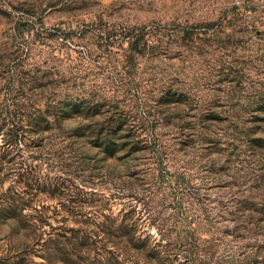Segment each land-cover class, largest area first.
Instances as JSON below:
<instances>
[{"label":"rangeland","instance_id":"1","mask_svg":"<svg viewBox=\"0 0 264 264\" xmlns=\"http://www.w3.org/2000/svg\"><path fill=\"white\" fill-rule=\"evenodd\" d=\"M8 130L35 236L125 221L173 264H264V0H0Z\"/></svg>","mask_w":264,"mask_h":264},{"label":"trees","instance_id":"2","mask_svg":"<svg viewBox=\"0 0 264 264\" xmlns=\"http://www.w3.org/2000/svg\"><path fill=\"white\" fill-rule=\"evenodd\" d=\"M6 135L0 148L10 152L13 148V152L19 151L15 149L20 142L17 133L8 130ZM6 165L7 161L0 157V175L2 171L9 170L10 167ZM18 179L23 186L0 190V224L14 222L16 236L23 237L26 242L14 244L5 253H0V264H138L140 256L144 264H173L167 242L163 245L158 239H150L149 236L142 238L134 232L132 224L125 221L120 225H116L113 220L108 225L101 224L102 236L79 234L72 228L48 233L46 239H42L41 234L35 236L31 229L40 227L44 222L43 213L39 211L38 214L34 208L35 215L25 211L31 206L29 191L38 192L39 183L37 178L30 179L24 173H19ZM42 187L43 192L51 196L58 189L53 182H43ZM34 246L38 247L39 262L34 260V254L31 255L36 251ZM183 264L197 263L196 260L186 259Z\"/></svg>","mask_w":264,"mask_h":264}]
</instances>
